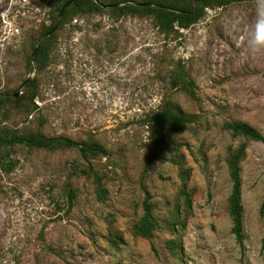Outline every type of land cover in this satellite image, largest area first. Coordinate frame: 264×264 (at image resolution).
Returning <instances> with one entry per match:
<instances>
[{
  "label": "rangeland",
  "instance_id": "1",
  "mask_svg": "<svg viewBox=\"0 0 264 264\" xmlns=\"http://www.w3.org/2000/svg\"><path fill=\"white\" fill-rule=\"evenodd\" d=\"M48 1L0 0V96L22 95L0 101V134L66 135L107 153L0 147V264H264V141L222 128L239 120L264 136V57L241 60L256 0L207 7L167 35L151 16L104 9L60 25L58 17L49 63L31 70L32 43L58 19ZM178 65L194 98L170 84ZM167 101L194 120L181 131L169 126L157 145L148 119ZM243 142L240 247L226 159ZM147 196L157 219L151 237L133 230Z\"/></svg>",
  "mask_w": 264,
  "mask_h": 264
},
{
  "label": "trees",
  "instance_id": "2",
  "mask_svg": "<svg viewBox=\"0 0 264 264\" xmlns=\"http://www.w3.org/2000/svg\"><path fill=\"white\" fill-rule=\"evenodd\" d=\"M231 1L237 0H49L48 4L50 5V16L54 20L60 18L59 25L81 12L96 13L106 9L116 17L123 15L151 16L155 26L167 35L177 32L179 28H188L198 21L202 17L205 8L213 5H224ZM53 25L46 28L31 45L32 53L34 52V57L32 58L31 53L28 60L31 70L34 68L41 70L49 63L50 45L55 37V32L50 33ZM170 84L172 87H180L187 91L192 98L195 97L194 82L181 65H178L172 71ZM24 85L30 90V100H32L36 89L35 79L25 80ZM5 100L20 103L22 95L0 96V101ZM193 120V114L182 111L170 101H167L161 109L152 113L148 119L149 122H152L154 130H156L155 141L157 145L164 140L169 126L176 131H181L187 123ZM222 128L228 130L233 137L264 141V136L255 127L244 121H225ZM16 144L48 150L76 148L82 157L99 156L107 153L106 148L101 143L78 141L66 135H45L40 132L19 133L9 130L0 134V147ZM245 149L246 143L244 142L235 148L229 147V154L226 159L231 181V191L228 196V213L232 220L231 232L240 247H243L240 161L244 157ZM180 173L185 180L187 171L181 170ZM95 181L100 186V180L96 175ZM73 196V190L69 188V206L72 205ZM179 196L183 198L185 210L191 212V191L183 185L179 191ZM151 208L152 204L147 196L143 201L144 212L134 224V233L143 237L153 235V230L157 226V219L152 214ZM177 220H179L181 226H184V220Z\"/></svg>",
  "mask_w": 264,
  "mask_h": 264
},
{
  "label": "clouds",
  "instance_id": "3",
  "mask_svg": "<svg viewBox=\"0 0 264 264\" xmlns=\"http://www.w3.org/2000/svg\"><path fill=\"white\" fill-rule=\"evenodd\" d=\"M264 57V0H256L255 23L244 41L241 60Z\"/></svg>",
  "mask_w": 264,
  "mask_h": 264
},
{
  "label": "water",
  "instance_id": "4",
  "mask_svg": "<svg viewBox=\"0 0 264 264\" xmlns=\"http://www.w3.org/2000/svg\"><path fill=\"white\" fill-rule=\"evenodd\" d=\"M58 21H59V18L55 21L53 27H52L51 30H50V33H53V32L56 30V27H57V25H58ZM48 34H49V33H48ZM33 57H34V52L32 53V58H33ZM30 79H31V77H29V78L27 79V81H30ZM18 94H19V92L16 93V95H18Z\"/></svg>",
  "mask_w": 264,
  "mask_h": 264
}]
</instances>
